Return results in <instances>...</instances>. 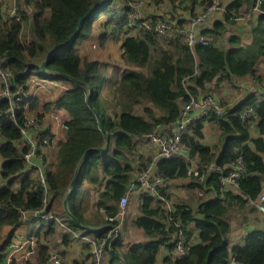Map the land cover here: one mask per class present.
<instances>
[{
    "label": "trees",
    "instance_id": "trees-1",
    "mask_svg": "<svg viewBox=\"0 0 264 264\" xmlns=\"http://www.w3.org/2000/svg\"><path fill=\"white\" fill-rule=\"evenodd\" d=\"M117 1L122 2L123 12L116 21V28L123 30L131 0H17L22 22L3 21L0 17V63L11 71L13 84L26 92L22 101L17 102L14 120L7 117V102L0 100V232L5 226L17 229L26 222L22 212L43 207L53 214L58 207L61 208L67 224L80 229L63 209V199L68 192L69 212L81 224L91 225L74 209V201L85 179L97 180V168L111 176L99 196L98 205L105 210L106 217L114 216L129 180L131 166L125 153L133 146L132 137L147 134L156 125L175 122L190 95L207 94V85L213 81H229L244 76L255 78L257 66L264 59V1L260 6L262 12L249 32L250 41L244 44L247 38L243 39L238 33H231L227 38L222 36L225 25L234 24L239 10L243 6L249 7L253 0H231L225 7L223 20L215 21L211 28L204 30L212 37L211 43L206 45L197 44L191 49L181 36L163 38L153 31H143L136 36L125 35L121 43V58L126 66L123 71L115 67V72L108 78L103 75V65L99 61L81 58L77 45L88 37L99 16L115 19L110 6ZM82 17L85 18L79 34L73 42L65 45ZM25 28L29 33L22 37ZM160 39L164 42L160 43ZM55 50L46 64L49 74L44 75L39 66ZM195 66L198 76L192 77ZM144 69L147 73L142 71ZM32 76L69 84L70 87L56 101L41 105L37 97L28 92L27 82ZM71 78L85 83V86ZM89 91L90 103L101 118L106 136L86 102ZM255 99L254 95H247L226 110L223 117L211 115L194 121L189 126L190 134L183 137L190 157L197 156L201 172L210 164L224 167L241 156L247 166V174L239 179L238 189L222 191L219 174L211 172L199 187L210 188L215 197L201 200L195 209L181 203L168 210L163 208L160 200L141 196V216L135 221V226L142 229L149 240L130 245L127 252L120 251L118 238L111 242L112 249L127 264H155L161 247L174 249L179 231L177 224L187 230L190 239L188 226L191 223L198 232L199 243L191 244L188 240L183 257L173 259L165 256L163 264H228L230 258L239 264H264V232H248L244 245L234 246L229 252L230 229L225 219L231 203L243 207L256 201L262 193L264 161L258 153H264V101L256 103ZM247 106H253L258 119L260 136L255 139H250L248 122L243 123L238 116L239 111ZM136 108L141 112L137 113ZM59 111L67 117L65 121L60 120L66 128L63 139L56 142L58 149L54 168L45 169V194L37 186L32 171L26 169L23 157L26 147L20 142L19 126L25 116L35 115L42 120L45 115ZM206 119L217 125L223 137L217 156L198 140L203 137L202 127ZM42 136L53 139L48 131H44ZM106 137L109 142L105 151L92 150L84 155L89 148L104 147ZM248 141L252 142L255 150L249 147ZM112 144V157H108ZM76 168L77 177L73 188L69 189ZM157 169L166 180L184 178L188 162L178 156L160 159ZM195 184L198 183H192V186L196 187ZM159 193L165 197L164 192ZM105 223L110 224L106 218ZM105 232H98L97 236ZM12 237L13 232L0 245V264H7ZM42 252L38 263L44 261ZM109 257L112 264H121L110 252Z\"/></svg>",
    "mask_w": 264,
    "mask_h": 264
},
{
    "label": "crops",
    "instance_id": "crops-1",
    "mask_svg": "<svg viewBox=\"0 0 264 264\" xmlns=\"http://www.w3.org/2000/svg\"><path fill=\"white\" fill-rule=\"evenodd\" d=\"M17 1V0H16ZM134 1V0H131ZM202 0H174L171 2L170 0H143L142 6V14L145 19H152L156 17L162 16H170L172 20H175L179 24L186 23L191 17L194 16L196 10L199 7V4ZM122 6H120L121 8ZM246 10L247 6H243ZM242 7V8H243ZM241 8V9H242ZM121 8V13L123 12ZM120 16V15H119ZM119 16L115 17V19L110 20V17L107 15H101L94 22L92 27V39L100 38L102 41L110 39L109 51L110 52H99V59L102 58L107 64V77H111L113 73V68H118L122 70L125 68L126 64L121 58L122 51L118 50V46L122 43L125 38L126 29L125 26L123 30L116 28V21L119 20ZM217 16H219L217 18ZM257 18V17H255ZM255 18L253 20H249L248 18H242L235 21L234 24H226L225 31L223 33V38L225 35H230L231 33H238L243 36L244 44L249 43L250 38H248L247 34L252 30V26L255 24ZM223 13H216L212 17V22L207 24L209 28L212 27V24L215 21H222ZM208 28V29H209ZM230 31H228V29ZM140 34L138 32L136 35ZM116 41V42H113ZM82 42V41H81ZM81 44V43H79ZM222 44H225L222 41ZM165 46V44H164ZM78 48V45H77ZM79 50V48H78ZM81 51L79 50V53ZM87 60H97L93 58V54L90 52H85ZM115 56V58H114ZM109 60V61H108ZM98 61V60H97ZM255 78L251 76H244L241 78H234L229 81H213L207 85V90L209 91V85L213 83L216 86L214 88L210 86L211 90H214L213 93H209L214 96L218 100L228 101L229 103H234L235 106L240 100L245 98L247 95H254L255 98L258 95H262L264 93V59L259 63L256 69ZM36 79V78H34ZM32 79V77L28 80V92L39 100L38 104L41 105L45 102H54L56 101L67 88L70 86L68 84H63L58 81H52L48 79L37 78V82L41 85H44V91H41L43 94L40 95L35 86L37 82ZM34 86V88H33ZM218 95V97L216 96ZM140 110H137V113H140ZM59 120L65 121L67 117L64 115V112L60 114L59 111ZM257 117L248 121L249 124V136L250 139L258 138L259 130L257 127ZM176 122V121H175ZM175 122L171 123L169 126L172 128ZM42 131H48L53 137L51 146H48L44 150V167L45 169H53L54 168V158L57 152L56 142L58 140L63 139L65 130L61 128L57 121H54L51 116L45 115L42 119ZM203 137L198 139L199 142L207 146L211 149V152L217 156L220 152L221 146L223 144V137L221 136V131L217 127L214 122L209 120H205L203 122L202 127ZM133 146L132 148L126 152V158L128 160L129 165L131 166V171L129 173V180L125 185L124 192L129 188V182L132 178L133 172L146 167L152 155L155 152V147L149 145L143 141H141L138 136L132 137ZM247 144L252 150L254 149V145L251 141H248ZM114 144L111 145V151L108 154V157H112V151L114 150ZM262 157L264 161V153H258ZM191 159L196 162L198 165L197 156L191 157ZM2 159L0 160L1 167ZM97 180L89 181L85 179L82 183V186L79 188L78 193L75 197V205L74 209L79 211L80 215L88 221L91 227H100L105 225V210L98 205L99 196L103 192L106 182L111 178L110 175H106L101 168H97L96 171ZM186 183V184H185ZM190 182L184 177L179 179L169 180V185L166 188H162L160 191L164 198L168 201L169 207L173 210L174 206L177 205V200H173L174 196L172 193L173 188L178 187L177 190L179 193L180 188L184 187L186 190L191 192V201L186 202L187 206L195 209L197 204L201 200H208L215 197V192H213L208 187H203L200 189L201 184H195L196 187L192 184L188 185ZM188 188V189H187ZM237 190V189H236ZM123 192V193H124ZM261 192L264 193V179ZM237 193V192H236ZM161 194V193H160ZM165 194V195H164ZM176 197V196H175ZM195 197L194 203H192V198ZM141 203V196L138 191L135 190L132 192L131 197L128 200L125 219L121 224V230L119 233V248L122 252H127L130 245L135 243H141L149 240L148 237L143 235L142 229L135 226V221L139 216H141V212L139 210V206ZM185 203V204H186ZM250 203L246 204L243 207H238L236 204L231 203V207L228 210L225 219L229 223V234H228V250H230L234 246H243L244 245V237L245 235L253 230H259L264 232V215L255 210V207H250ZM240 209L239 212L232 213L230 210L232 208ZM229 214L230 219L228 220L227 215ZM237 217H235V215ZM60 219L62 218V214L58 213ZM43 222V221H41ZM40 221H27L24 222L17 229H12L10 226H5L2 228L0 232V245L9 237L10 233L13 232V237L11 239V243L13 247L10 248L11 252L8 255L7 263L13 262V264H49L47 262V258L51 252H59L62 256V264H88L89 261V245L84 240V238L96 237L98 232H90L86 233L80 229H73L67 223L65 226L57 225L53 222H43ZM188 230L191 231L189 242L191 244H198V232L194 229V224L191 223L188 226ZM98 237V236H97ZM30 238L35 240L34 245H30L26 241ZM45 249V252H42ZM32 251V253L27 258L26 255L28 252ZM41 252L44 255L43 263H38L39 259H41ZM168 250L165 247H161L157 257L155 264H163V259L167 254ZM109 256V252L108 255ZM103 264H112L110 257L105 259ZM228 264H239L233 261L232 258L229 259Z\"/></svg>",
    "mask_w": 264,
    "mask_h": 264
},
{
    "label": "built area",
    "instance_id": "built-area-1",
    "mask_svg": "<svg viewBox=\"0 0 264 264\" xmlns=\"http://www.w3.org/2000/svg\"><path fill=\"white\" fill-rule=\"evenodd\" d=\"M229 2L231 0H228ZM264 0H253V3L246 8L245 13L239 10L235 21L243 18L253 20L262 11L260 9ZM227 0H202L199 4L193 17L186 23L179 24L172 20L170 16L156 17L152 19H145L142 14L143 0H134L129 3V12L127 14L125 29L126 36H135L138 32L153 31L158 36L163 38H170L174 36H181L183 41L191 49L197 44L206 45L211 43L212 37L205 34L204 30L208 29L212 22V17L216 13H224L227 5ZM0 17L3 21L13 20L22 22V15L16 0H0ZM228 24V23H227ZM232 25V24H230ZM226 26V25H225ZM192 77L198 76V70L195 66ZM186 80L189 77L185 78ZM184 82V87H185ZM26 96V92L22 87L13 84V75L11 71L0 63V100L7 102V117L9 120H14L16 111H18L17 102L22 101ZM264 101V93L256 96L255 102ZM225 108L218 99L209 93L201 94L199 96H191L184 103L180 109L179 116L171 128L168 125H156L147 134L138 135V138L155 147V152L151 157L149 164L135 172L129 182V188L122 194L118 200L117 213L112 216H105L106 220L110 222L111 228L103 235L96 237L84 238L89 245V261L88 264H103L106 255L109 252V245L111 242L119 237V229L125 219L128 200L132 192L137 190L140 196H151L155 200H160L163 208L171 210L168 201L159 193L162 188L169 185V180L164 179L158 172L157 162L160 159H169L172 157H182L188 162V169L185 178L190 183H202L207 175L211 172L219 174L220 189L222 191L236 190L239 186V179L247 174V166L241 156H238L229 165L220 167L217 164H210L206 170L200 171L199 166L194 162L189 150L183 144V137L190 134L189 126L194 121L200 118H206L211 115L223 117L225 115ZM59 112L50 114L54 121H57L59 126L65 130L66 126L59 120ZM239 118L243 123L256 117L253 106H247L241 109L238 113ZM42 120L35 115L25 116L24 121L19 126L20 142L26 147L24 152V160L26 169L31 170L36 179L37 186L42 188L44 193H47V183L45 177L44 167V150L51 146L52 140L47 136H42ZM2 141L0 140V150ZM1 160V154H0ZM45 202V198H44ZM255 209L264 215V193L262 192L256 201L251 202ZM250 203V204H251ZM25 221L54 222L57 220L56 216L51 212H46L44 207L31 212H22ZM60 226H64L60 223ZM176 236L174 249L168 250V256L173 259L181 258L187 251V243L189 240L187 230L180 228ZM30 245H34L35 240L30 238L26 241ZM13 247L12 243L10 248ZM32 251L28 252V258ZM49 264H62V256L59 252H51L47 258Z\"/></svg>",
    "mask_w": 264,
    "mask_h": 264
},
{
    "label": "rangeland",
    "instance_id": "rangeland-1",
    "mask_svg": "<svg viewBox=\"0 0 264 264\" xmlns=\"http://www.w3.org/2000/svg\"><path fill=\"white\" fill-rule=\"evenodd\" d=\"M229 1L227 0V3H228ZM120 6H122V2H120V1H117V2H115L113 5H111L110 6V10L112 11V13H113V15L115 16V17H117V16H119L120 14H121V8H120ZM242 11V14L243 13H245V9H244V7L241 9ZM219 16H217V18H218ZM243 18V17H242ZM255 20H256V18H255ZM254 26V25H253ZM228 29V28H227ZM92 30V29H91ZM228 31H230L229 29H228ZM29 32H27V28H25L24 30H23V33H22V37H25V36H27V34H28ZM225 33H226V31H225ZM233 34V33H232ZM245 34H247V36L248 37H250V35H249V32L248 33H245ZM229 35H225V37H228ZM221 38V37H220ZM223 40H225V39H223ZM222 40V41H223ZM113 42H116V41H113ZM162 42H164L162 39H160V43H162ZM111 43H110V39H107V40H104V41H102L100 38H97V39H92V34H91V31H90V33H89V35H88V37L86 38V39H84L82 42H81V44H78V48H79V50L81 51L80 52V56H81V58L82 59H84L85 57H86V53L85 52H90L91 54H93V58H95V59H97L102 65H103V75L104 76H106L107 77V64H106V62L104 61V60H106V59H103L102 60V58L101 59H99V56H100V53L99 52H110L109 51V45H110ZM163 44H165V43H163ZM218 44V43H217ZM119 48H120V50L122 51V49H121V44L118 46V50H119ZM114 58H115V56H114ZM109 61V60H108ZM124 69H122V70H119V71H123ZM113 71H114V68H113ZM143 72H145V73H147V69H144V70H142ZM115 72V71H114ZM117 73H118V70H117ZM34 78H36V79H34ZM38 77H36V76H32V79H34L35 81H31L30 83H32V82H37V80H39V79H37ZM53 81V80H52ZM34 84H36L35 86L37 87V89H36V91L40 94V95H42V97H43V94L44 93H42L41 91H44V88H46L44 85H41V84H39L38 82L37 83H34ZM69 85V84H68ZM70 86V85H69ZM210 86H211V89H212V86L214 87V88H216V86L215 85H213V83L212 84H210L209 85V91H207V93H213V91L214 90H211L210 89ZM33 88H34V86H33ZM217 97H218V95H216ZM219 102H220V104L222 105V106H224V108H225V110H228L229 108H232L233 107V105H234V103H229V100L228 101H222V100H219ZM136 110H140V109H138V108H136ZM186 184V183H185ZM192 184V183H191ZM190 183L188 184V185H191ZM177 188L178 187H175V188H173L172 190H173V192L174 193H172L173 194V196H174V198H173V200H177V204H183V203H186V202H189V201H191V192L190 191H188V190H186L184 187H181L180 188V192H182V194L183 195H181V193H179V191L177 190ZM176 196V197H175ZM194 200H195V197L194 198H192V203H194ZM184 201H186V202H184ZM190 203V202H189ZM187 204V203H186ZM63 205V204H62ZM249 206L251 207H254L253 206V204L251 203V204H249ZM64 209V208H63ZM239 210L240 209H238V208H232L230 211L232 212V213H235V212H239ZM256 210V209H255ZM57 212L54 214L55 216H56V218H57V220L56 221H54L53 223H55V224H57V225H60V223H62L64 226L66 225V221H65V217H63L64 215L62 214L63 212H62V209L61 208H59L58 207V210H56ZM257 211V210H256ZM258 212V211H257ZM58 213L59 214H62V218L63 219H60L59 218V216H58ZM235 215V217H237L236 216V214H234ZM227 218H228V220H232V219H230V216H229V214L227 215ZM38 221H40V220H38ZM42 221V220H41ZM40 221V222H41ZM43 222H45V221H43ZM43 222H41V223H43ZM45 223H47V222H45ZM44 224V223H43ZM67 226V225H66ZM119 230H121V228L119 229ZM119 233H120V231H119ZM88 250H89V247H88ZM11 252V250H10V247H9V249H8V253H7V257H8V255H9V253ZM108 255V254H107ZM106 255V257H107V259L109 258V256H107ZM6 260H8V258H6ZM11 263V262H10ZM10 263H7V264H10Z\"/></svg>",
    "mask_w": 264,
    "mask_h": 264
},
{
    "label": "water",
    "instance_id": "water-1",
    "mask_svg": "<svg viewBox=\"0 0 264 264\" xmlns=\"http://www.w3.org/2000/svg\"><path fill=\"white\" fill-rule=\"evenodd\" d=\"M84 18L85 17H82L80 18L79 22H78V25H77V28L74 32V34L72 35L71 39L65 44V45H68L69 43L73 42L76 38V36L79 34L80 32V29H81V26L83 24V21H84ZM64 45V46H65ZM62 46V47H64ZM61 47V48H62ZM59 48V49H61ZM57 50L51 52L50 54H48V56H46L44 58V60L41 62L40 66H39V69L41 71V73H43L44 75H48V71L46 69V64L48 62V60L51 58V56L56 52ZM72 79V78H71ZM74 80V79H72ZM76 83L82 85V86H85V83L79 81V80H74ZM90 95H91V92L89 91V94L87 95V98H86V102L89 104L90 108L94 111L96 117L98 118V121H99V126H100V130L102 131V133L105 135V130H104V127H103V124H102V121H101V118L99 117V115L97 114V112L95 111V109L93 108V106L91 105L90 103ZM106 136V135H105ZM108 142H109V139L106 137V144L104 147L102 148H89L84 155H86V153H88L89 151H92V150H98V151H105L107 149V146H108ZM79 168V167H78ZM78 168H76L74 174H73V177L70 181V184H69V189H72L73 188V185L75 183V180H76V177H77V173H78ZM69 193V192H68ZM67 193V195L64 197L63 199V208H64V211L65 213L70 217V219L74 222V224L80 228V229H83V230H86L88 232H101V231H107L108 229L111 228V225L109 224H106L104 226H100V227H91V226H88V225H83L80 223V221L75 217L73 216L69 210H68V207H67V202H68V197H69V194ZM109 252L121 263V264H127L126 261L118 254L116 253L113 249H112V244L109 245Z\"/></svg>",
    "mask_w": 264,
    "mask_h": 264
}]
</instances>
